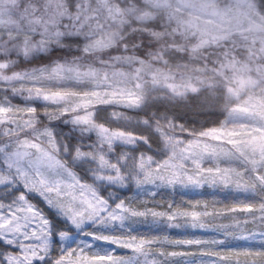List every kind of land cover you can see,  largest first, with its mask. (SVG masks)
Segmentation results:
<instances>
[{
  "label": "snow or ice",
  "instance_id": "snow-or-ice-1",
  "mask_svg": "<svg viewBox=\"0 0 264 264\" xmlns=\"http://www.w3.org/2000/svg\"><path fill=\"white\" fill-rule=\"evenodd\" d=\"M0 264H264V0H0Z\"/></svg>",
  "mask_w": 264,
  "mask_h": 264
}]
</instances>
